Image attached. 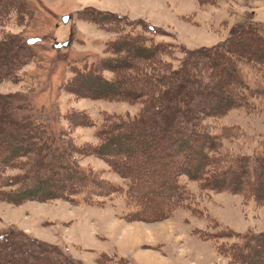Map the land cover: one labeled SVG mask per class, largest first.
Instances as JSON below:
<instances>
[{"label":"trees","instance_id":"16d2710c","mask_svg":"<svg viewBox=\"0 0 264 264\" xmlns=\"http://www.w3.org/2000/svg\"><path fill=\"white\" fill-rule=\"evenodd\" d=\"M22 9L19 0H0V81L18 79L21 55L6 58L15 39L5 28L12 22L21 24ZM79 16L112 37L105 42V56L77 68L67 89L92 98L129 102L139 98L143 106L132 117L102 112L98 121L86 111H75L69 116L71 125L93 127L96 140L72 144L67 155L47 150V140L35 126L14 122L0 111V201L18 205L64 199L102 205L115 195L123 198L125 219L155 221L178 208L197 209L195 194L186 184L194 181L202 192L237 193L243 201L264 205V159L218 152L228 127L211 132L207 121L233 108L248 113L256 110L246 99L247 86L232 67V61L244 62L260 72L264 84V37L256 26L244 23L220 43L184 50L189 62L181 60L175 67L177 42L157 40L155 30L143 21L89 7L79 11ZM249 45L262 55L253 54ZM139 72V80L132 82ZM137 82L136 90L129 88ZM80 86L96 89L80 94ZM75 154L103 160L122 184L111 182L101 168L81 167ZM151 197L160 200L154 209L146 203ZM194 233L210 241L228 263L264 264V231L251 238L228 228L221 233L208 229ZM30 257H21L14 247L0 241V264H62L45 255ZM97 260L99 264H127L125 257L104 252Z\"/></svg>","mask_w":264,"mask_h":264},{"label":"rangeland","instance_id":"374dc122","mask_svg":"<svg viewBox=\"0 0 264 264\" xmlns=\"http://www.w3.org/2000/svg\"><path fill=\"white\" fill-rule=\"evenodd\" d=\"M19 1L23 6L21 24L9 23L5 30L15 39L6 58L21 55V65L17 80L0 81V111L14 122L35 126L47 140V150L54 154L67 155L72 144L96 140L93 127L71 125L69 116L75 111H86L98 121L102 112L132 117L143 106L139 98L132 102L92 98L67 89L77 68L105 56V42L112 37L109 31L82 20V9L119 14L150 25L157 40L180 45L182 50H175V67L182 64L181 60L189 62L184 50L220 43L244 23L254 24L264 37V0H213L203 4L197 0ZM65 14L71 17L62 23ZM65 40H69L66 47L53 48L54 42ZM242 45L246 47L244 40ZM248 47L253 54L262 55L254 46ZM232 67L247 86L246 99L256 110L248 113L230 109L215 120H207L208 129L215 132L222 126L230 128L221 138L218 152L264 159L262 77L242 61H232ZM139 78L140 72L132 82ZM135 85L129 88L136 90L138 82ZM93 89L80 86L79 93ZM74 158L81 167L101 168L111 182L122 184L120 176L109 171L98 157L75 154ZM186 184L195 194L197 209L178 208L155 221L125 219L123 198L115 195L102 205L73 204L64 199L29 200L18 205L0 201V241L14 247L21 257L45 255L62 264H99L101 252L123 256L127 264H231L194 230L221 233L228 228L254 237L264 231V205L243 201L237 193L202 192L194 181ZM146 203L154 209L160 200L151 197Z\"/></svg>","mask_w":264,"mask_h":264},{"label":"water","instance_id":"95a60500","mask_svg":"<svg viewBox=\"0 0 264 264\" xmlns=\"http://www.w3.org/2000/svg\"><path fill=\"white\" fill-rule=\"evenodd\" d=\"M70 17H71V14H66V15L62 16L61 20H62V22L66 23L67 20H68ZM68 44H69V40H66V41H64V42H62V43H61V42H55V43L53 44V47H54V48H60L61 46L66 47Z\"/></svg>","mask_w":264,"mask_h":264}]
</instances>
